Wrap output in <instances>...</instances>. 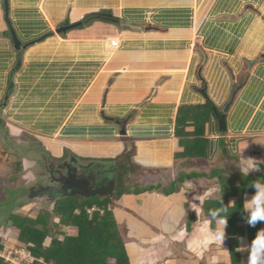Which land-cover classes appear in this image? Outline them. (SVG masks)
Returning a JSON list of instances; mask_svg holds the SVG:
<instances>
[{
    "label": "crops",
    "instance_id": "1",
    "mask_svg": "<svg viewBox=\"0 0 264 264\" xmlns=\"http://www.w3.org/2000/svg\"><path fill=\"white\" fill-rule=\"evenodd\" d=\"M7 3L6 13L0 0V185L8 192L28 188V196L44 174V158L88 165L81 171L109 180L116 173L110 159L132 149L135 163L158 171L146 182H172L187 171L175 158L181 150L177 118L187 109L200 121L198 130L186 128L188 138L206 141L211 164H198L197 171L230 164L241 172L254 159L261 171L248 175L264 172V0ZM95 12L119 22H89ZM38 140L40 152L28 154ZM28 171L33 184L26 187ZM220 190L218 177H198L167 195L160 188L123 195L114 216L125 232L130 264H247V253L239 250L250 243L247 223L236 235L241 257L230 251L229 221L222 245L215 240L220 218L211 213L220 204L207 200ZM251 195L228 198V217L243 223L247 213L232 209ZM8 197L0 202V234L9 230ZM30 197L12 209H23L34 201Z\"/></svg>",
    "mask_w": 264,
    "mask_h": 264
},
{
    "label": "trees",
    "instance_id": "2",
    "mask_svg": "<svg viewBox=\"0 0 264 264\" xmlns=\"http://www.w3.org/2000/svg\"><path fill=\"white\" fill-rule=\"evenodd\" d=\"M89 18V22L95 20L119 22L108 12H95ZM186 111L187 115L183 114L182 118H177L176 136L179 139L181 150L176 152L175 158L187 167L188 172L184 168L178 178L172 182H146L148 176L158 171L135 163L133 161L134 149L124 151L119 156L110 159L115 162L116 166V187L113 197L87 198L76 195L60 198L54 209L39 212L36 219L15 215V210L9 208L6 211L7 225L12 227L11 231L18 239L17 247L28 248L37 260L44 261L42 264H130L125 248V232L119 228L114 216L115 207L123 195L141 194L156 188H160L167 195L176 191L178 185L185 179L198 177H218L220 181L221 193L219 191L210 196L207 204L218 203L219 197L224 203L231 196L242 199L245 195L254 194L255 189L252 183L257 180L264 182V172L244 176L243 173L234 171L230 164L224 168L214 166L210 173L197 171L198 164H209L205 155L207 144L200 137L188 138L190 134L186 128L193 127L196 131L200 128V121L195 116L190 117L188 109ZM4 127V123L0 120V131ZM221 150L228 157V161L235 159L234 156L231 157L224 143ZM67 155L66 153L59 160L66 159ZM219 162H214V165L218 166ZM9 168L13 170V173L18 171L15 165L10 164ZM214 200L218 201L214 202ZM242 208L243 203H238L232 210L235 212L237 209L241 215ZM239 219L240 217L235 215L228 217L229 224H231V228H228L229 247L231 253L237 258L241 255L236 253L239 246L236 235H238V229H244L243 226L246 223V220L238 223ZM260 226L261 223L255 227L249 226V242L254 238ZM3 249L4 246H0V250ZM0 264L5 263L0 261Z\"/></svg>",
    "mask_w": 264,
    "mask_h": 264
},
{
    "label": "water",
    "instance_id": "3",
    "mask_svg": "<svg viewBox=\"0 0 264 264\" xmlns=\"http://www.w3.org/2000/svg\"><path fill=\"white\" fill-rule=\"evenodd\" d=\"M5 4V12L7 13L8 3L7 0H4ZM9 23V21H8ZM72 26H63L58 29V32H64L70 29ZM14 47L19 49L21 47V43L14 31L11 30ZM20 60L18 61V64ZM237 90V86L235 88ZM234 95L232 97V100ZM231 100V101H232ZM227 107H225V113L227 112ZM225 113L220 114V123L223 128H225ZM122 130L121 133L123 135L126 134V126L125 123H121ZM42 162V170L45 174L44 180L48 185L58 186L60 189L58 190V198H69L76 195L82 197H96V196H111L113 197L115 194L116 187V179L113 176L111 179L106 181H97L95 176H88L81 169H89L90 166L83 164H74L73 162L65 161L62 163L50 164L46 158L43 159ZM88 173V171H86ZM42 188L40 187V190ZM33 191H36V188ZM32 194V193H31ZM30 199H32L30 197Z\"/></svg>",
    "mask_w": 264,
    "mask_h": 264
},
{
    "label": "clouds",
    "instance_id": "4",
    "mask_svg": "<svg viewBox=\"0 0 264 264\" xmlns=\"http://www.w3.org/2000/svg\"><path fill=\"white\" fill-rule=\"evenodd\" d=\"M253 171H261L259 163L254 159L243 170L241 169L244 176ZM252 187H254L255 192L250 198L245 197L243 210L247 213L245 217L246 223L251 227H255L258 223H264V182L257 180L252 183ZM219 204L220 208L213 211L211 215L214 218H220L219 228L215 233V240L222 245V242L226 238L229 210L227 205L222 202L221 197H219ZM239 250L247 253V264H264V229L257 231L251 242Z\"/></svg>",
    "mask_w": 264,
    "mask_h": 264
},
{
    "label": "rangeland",
    "instance_id": "5",
    "mask_svg": "<svg viewBox=\"0 0 264 264\" xmlns=\"http://www.w3.org/2000/svg\"><path fill=\"white\" fill-rule=\"evenodd\" d=\"M39 144H43V143L39 140L38 142H33L30 145L31 147L29 146V149H27V146H26L24 151L27 149L26 152L30 155L33 154L34 151L40 152L41 146ZM30 172L31 171H28L26 174L23 175L24 177L23 181L25 183L24 184L19 183L18 186H20L21 184L23 186L25 185L26 187H29V185L33 184V180H32L33 175H31L32 173ZM11 181L16 182L15 178H14V181L13 180ZM28 192H29L28 188H20L17 186L11 187L10 191L8 192V187L5 188V187H2V185H0V202L4 201V199L8 196V193H9L8 201L6 202L7 208H12L13 206L15 208L21 205H25L27 202L26 200H28L29 198V195L27 196ZM57 202L58 200L55 203H43V202H38L34 200V201H31L28 205H26L23 209H20L19 211H15V215L36 219L38 217L39 212L45 211L48 209L49 210L54 209ZM11 228L12 227L9 226L8 227L9 230H7V232L0 234V246H4L8 249H13L14 247H16L18 243V239L13 235Z\"/></svg>",
    "mask_w": 264,
    "mask_h": 264
},
{
    "label": "built area",
    "instance_id": "6",
    "mask_svg": "<svg viewBox=\"0 0 264 264\" xmlns=\"http://www.w3.org/2000/svg\"><path fill=\"white\" fill-rule=\"evenodd\" d=\"M111 46L115 47L119 43L117 40L110 41ZM0 261H3L5 264H37L44 263L42 259L37 260L32 252L25 247H14L13 249H8L4 247L3 250H0Z\"/></svg>",
    "mask_w": 264,
    "mask_h": 264
},
{
    "label": "flooded vegetation",
    "instance_id": "7",
    "mask_svg": "<svg viewBox=\"0 0 264 264\" xmlns=\"http://www.w3.org/2000/svg\"><path fill=\"white\" fill-rule=\"evenodd\" d=\"M61 162H58V164ZM99 177L96 178L97 181H101ZM105 180V179H104ZM40 187L42 188L40 190ZM36 188V191H33ZM60 188L58 186H52L46 184L44 180V174L39 177L37 185L30 191L29 196H31L32 199L38 201V202H43V203H55L59 198H58V190ZM32 193V194H31Z\"/></svg>",
    "mask_w": 264,
    "mask_h": 264
}]
</instances>
